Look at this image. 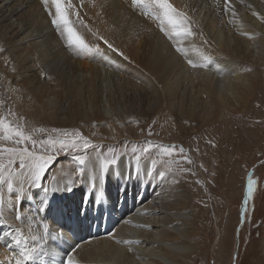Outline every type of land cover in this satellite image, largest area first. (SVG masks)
<instances>
[{"label":"bare ground","instance_id":"bare-ground-1","mask_svg":"<svg viewBox=\"0 0 264 264\" xmlns=\"http://www.w3.org/2000/svg\"><path fill=\"white\" fill-rule=\"evenodd\" d=\"M12 1L10 13L8 6L0 2L1 7H6L3 10L5 18L0 22H6L7 28L12 23L9 17L14 16L27 28L37 24L54 30L48 37L50 52L47 53L42 52L40 44L43 31L39 33L40 37L36 36L40 38H37L38 41L28 40L29 43H19L18 46L16 43L20 42V38L14 43L9 34L11 43L3 38L6 36L2 35L4 31L0 33V43L16 46L15 49L12 47L10 57L21 60L14 64L18 70L15 77L22 82L23 88L46 87L40 81L31 84L24 78L43 79L42 75L46 74L45 79L51 75L52 80L60 79L59 83H53L54 89H75L72 98L69 97L74 100L75 108L63 118L57 110L53 109L51 113L52 119L68 124L72 131L77 130L78 125H88L94 130V124L107 123L101 129V136L105 138L114 134L119 139L123 136L122 127H129L127 124L131 117L146 126L160 111L163 116L166 113L178 121L183 114L191 117L195 112L201 126L217 120L221 111L245 109L250 97L260 88V67L264 64V0H228L227 3L225 0H169L176 12L187 19L191 32L190 36L180 37L171 43L159 40L158 33L163 23L157 18L159 9L150 3L144 4L148 11L145 14L143 8L132 0H71L72 8L68 10V15L73 30L75 22L80 27L104 30L109 27L104 22L117 21L121 29L120 20L132 21L140 17L145 21L140 30L129 31L130 37L127 33L123 35L127 43L122 37L117 39L119 46L125 49V52H119L128 59L105 45L110 56L102 47V53L107 55L106 63L101 60L97 66L86 61L103 59V54L67 44L65 31L51 24L52 17L45 10L42 0ZM42 9L45 15L39 13ZM54 11L52 6L51 13ZM111 31L113 29L100 35L107 37ZM115 35H119V31ZM165 37L168 38L166 34ZM6 44L1 45L8 47ZM5 47L3 51L7 49L9 52ZM177 48L184 51L178 53ZM75 49H78L77 54ZM7 51L4 53L7 54ZM55 53L59 54V60L52 57ZM205 56L211 58V63L204 65ZM3 58L4 54L0 58L2 65ZM61 59L70 64V70H58V75L47 73L46 67L59 65ZM196 63L199 66L193 67ZM245 63L250 72L241 69ZM80 73H83V82L78 80ZM70 74L76 76L75 85ZM115 78H125L126 88L136 89L131 97L125 95L122 99L124 95L118 96V100H125L126 104L131 100L134 108L130 107L129 115L114 109L117 100L114 94L100 90L111 89L109 81ZM86 88L85 96H81L84 94L81 91L78 94L77 89ZM89 88L93 90L90 92ZM148 97L155 99L156 103H153H158L157 106L153 104V110L147 106ZM24 108V105H18L19 111ZM131 132L127 131V135ZM102 158L101 151L91 152L81 177L75 157L63 156L50 170L45 186L49 189L47 192L44 188L29 187L25 182L26 171L25 176H19V171L13 175L12 193L0 188V264H15L20 258L23 245L16 243V230L24 234L28 247L35 250L33 259L27 264H68L70 259L73 264H186L189 255L196 254V244L191 242L198 236L196 219L190 212L191 194L183 183L173 181L166 166H156L152 160L139 162L127 157L121 158L117 166L108 168L101 177ZM128 172L130 179L123 177L121 180V176ZM119 182H123L120 185L125 188L122 193L113 189V184ZM69 187L71 190H68ZM53 188L58 190L52 191ZM115 198L114 205L111 200ZM43 223L49 225L47 234L43 232ZM148 228L151 230L148 231ZM33 235L38 237L37 241L31 239Z\"/></svg>","mask_w":264,"mask_h":264},{"label":"rangeland","instance_id":"rangeland-1","mask_svg":"<svg viewBox=\"0 0 264 264\" xmlns=\"http://www.w3.org/2000/svg\"><path fill=\"white\" fill-rule=\"evenodd\" d=\"M7 1L8 0H0L4 6H8L10 13L13 7V1ZM0 9V19H4L5 11L3 10H5L6 7L3 8L0 6ZM39 13L44 14L43 9ZM9 18L12 19V23L8 26L10 28L5 26L6 22H0V24L4 25H1L0 33L4 31L2 35L6 34L3 38H6L9 42L10 39L8 36L10 34L9 37H11V41L13 40L14 43L15 41L18 42L20 38V42L16 43V46H18L19 43H29V41L31 42L39 38V33L43 31L40 37L41 39L39 38L41 41L40 44L42 45V52H50L47 41L51 31H54L50 26L45 28L44 26L33 24L30 26L31 28H27L23 26V23L16 20L14 16ZM144 22V19L140 17L132 21L120 20L121 29H119L117 21L104 22L109 26L104 30L80 27L75 22L74 31L85 41L90 50H96L102 53V47L106 45L103 40H107L112 45L115 43L113 46L116 49L125 52V49L119 46L117 39L120 37L123 39L125 33L129 35L131 29L140 30ZM11 26L16 27L13 29ZM169 28L170 26L166 23L161 24V31L158 33L160 41L163 39L166 43H171L173 40L180 39V37H176L174 34L171 37L169 35H166L168 38L165 37L163 31L166 32V29L168 31ZM109 29H113L115 33L119 31V35H115V33L111 31V33H107V37H103V40L100 39V37H102L100 33H105V31H109ZM12 32L16 33L13 34ZM88 33H90L92 37H90ZM194 33H196V31ZM46 35L48 36L46 37ZM86 35H88L90 39H88ZM59 38H61V35ZM24 39H26V41H24ZM94 39H96V41H94ZM123 40L125 41V39ZM65 41L67 44H71L66 31ZM125 42L127 43V41ZM1 44H6V42H2L0 45ZM7 45L8 47L4 45L0 46V49L1 47L2 49L5 47L9 50V52L7 49L0 52V58L4 54L2 60L4 61V65L1 64L0 59V69H2L0 70V118L6 117L14 127H19L25 134L29 135L31 140L26 144H14L11 141L0 139V149H20L26 147L31 151L42 154L47 146L48 153L52 159L42 177V184L44 187L48 184L47 178L49 177L50 170L60 158L63 156L74 158L77 155H85V151L83 150L81 152H75L74 150L62 151L59 149V146L53 148L50 145H46V142L50 139H60L65 133L69 136L73 134L85 136L84 138H88L87 140L94 146L86 150V162L89 159L90 153L93 151H101L104 157H107L111 150L112 155L119 158L118 163L123 157L136 160V156L139 155V162L152 160L155 162L156 166H166L173 181L182 182L188 189L191 194L190 208L192 211L190 212L194 214V218L196 219L195 230H197L198 236H195L193 241H191L193 244H196V254L189 255V258L186 259V264H264V64L260 67V88L255 91L253 97H250V101L247 103L245 109L240 111L229 110L230 112L221 111V116L219 117L221 119L218 118L212 121L213 123L211 122L201 126L198 124L195 112H192L191 117H189L188 114H183L181 120L178 121L172 116H167L166 113L163 116L162 111H160L155 115L152 114V116H154L152 120L146 123V126H142V123H138L137 118L131 117L127 124L129 127L125 128L123 126L121 130L123 136L117 139L114 134L105 138L101 136V129H104L107 123L94 124V130L88 125H83L84 127L78 125L76 127L77 130L72 131L68 124L52 119L51 113H53L54 110H57L58 115H61V118H63V116L66 117V113L75 108L74 100L71 99L75 89H73V91L72 89H64V91L61 89H54L53 85L56 84L57 81L59 83L60 79L56 78L55 80L54 75V80L51 78L52 75H48L49 77L45 79L44 77L47 76L46 74L42 75L43 79L40 77L37 79L24 77L25 80H29L31 84L40 81L39 83L42 82L46 87H41L42 89H28L26 86L23 88L22 82L15 77L18 71L16 67L17 63L15 62H19L20 59L17 61L16 59L14 60L13 56L10 57L13 50L12 47L16 48V46L9 47L8 43L6 46ZM173 46H175L174 43ZM6 51L7 54L9 53L8 55L4 53ZM77 53L78 49H75V54ZM105 53H107V47H105ZM105 53H102L103 59H96L94 61L87 59L86 62H90L94 66H97L101 60L106 63L109 53H107V55H105ZM182 54L181 55L184 57V53ZM58 56V53L52 55V57L59 60L60 57ZM62 60L64 59H61L59 65L51 64L52 66L49 65L46 67L47 73H55V75H58V72L63 71L65 68H67L65 70L69 71L70 64ZM77 60L76 56L75 64H77ZM196 66H199V63H196ZM243 66L244 68L241 69L250 72L246 63L243 64ZM48 68H50L49 71ZM73 75H75V73ZM79 76L80 79H78ZM79 76L77 79L83 82V73H80ZM70 77L74 78L73 81L72 78H70V80L74 82L76 76L71 75ZM115 79H113L112 82L109 81V84L111 83L113 85H111V89L107 88L100 90L114 94L115 100L117 99L116 108L114 107V109L117 110L118 113L122 112L120 114L129 115L131 113V108H134L132 102L130 100L129 104H126V101L122 99H125V95L131 97L133 95V90L136 89L126 88L124 82L125 78L121 80ZM95 80L97 83V77ZM73 84L75 85V82ZM126 89H129V92ZM28 90H30L31 93ZM88 90L91 92L93 89L91 90L89 88ZM67 91H70L71 94ZM79 91H81L82 94L84 93L81 96H85L87 88L86 90L77 89V92ZM182 91L183 93L186 92L185 90ZM81 93L79 92L78 94L80 95ZM123 95L124 97L118 100V96L122 97ZM70 96L71 98L69 99ZM188 96L189 94H187V97ZM35 97L37 99H34ZM56 98L58 100H56ZM154 100L155 99L148 97L147 106H149L150 110H153L152 106L156 103ZM68 102L70 104H68ZM56 104L58 106H56ZM18 105H24V110L19 111ZM157 105L158 103L155 104V106ZM70 106L72 108H70ZM60 107L62 108L60 109ZM125 111L127 113H125ZM127 131L132 132L130 135H127ZM189 131L190 133L188 134ZM32 141H36V143L33 145ZM160 146L164 148H174L176 151H171L170 154L165 153ZM133 147L137 148L136 153L132 152ZM144 148H149V150L144 152ZM179 149L183 150L182 154ZM0 163L7 165L8 153L6 151L0 152ZM118 163L113 166H117ZM18 171L21 172L22 170L19 168V162L17 160L13 165L12 175ZM5 175L7 176L8 173L6 172ZM123 177L130 179L131 175L128 172L125 176H121V180L124 179ZM250 178L257 182L251 197L247 194V184ZM120 184H123V182L114 183L113 189L119 190L122 193L125 188ZM4 186H6V184L0 186V188L7 190V187ZM37 188L40 189V187ZM174 192L177 193L178 190H174ZM244 199H247V201ZM116 200L117 198L112 199L111 203ZM244 201L245 204L243 205ZM113 204L115 205V203ZM150 230L151 229L148 228V231Z\"/></svg>","mask_w":264,"mask_h":264},{"label":"snow or ice","instance_id":"snow-or-ice-1","mask_svg":"<svg viewBox=\"0 0 264 264\" xmlns=\"http://www.w3.org/2000/svg\"><path fill=\"white\" fill-rule=\"evenodd\" d=\"M135 3L138 4H152L159 9L158 19L161 20V23H166L170 26L169 30L165 32L166 35L170 37L174 34L176 37H187L191 35V32L188 30L187 24L188 21L186 18H183L181 14L176 12V9L169 2V0H134ZM227 3L228 0H225ZM42 4L46 11L50 12L51 15V24L56 29H62L67 32L70 43L74 44L77 48L81 50H90L85 41L77 35V33L73 30V27L70 25L68 10L72 8L71 0H42ZM54 6V13H51V7ZM78 15V14H77ZM103 40V37H100ZM104 44L107 45L109 49L113 52L117 53L126 60L128 59L122 52H119L110 42L107 40H103ZM3 49H0L2 52ZM178 52H183L184 49L177 48ZM204 65L211 63L210 57H203ZM201 65V66H204ZM196 67L195 64L192 65ZM42 131V130H41ZM0 139H5L13 142L14 144H26L31 137L25 134L19 127H14L12 123L7 118H0ZM33 145L36 141H32ZM46 145H50L53 148L55 146H59L60 150H68L81 152L85 151V155H77L75 159L78 163V173L81 177H83L85 173V164L87 160V149L94 147L91 142L85 139L83 136L78 134H73L69 136L65 133L60 139H50L46 142ZM150 147V146H149ZM165 153H171V151H176L174 148H164L160 146ZM149 148H144L143 151L147 152ZM6 151L8 153V163L5 165L4 163H0V186L6 184L7 190L9 193H12L14 190L13 185V165L18 160L19 168L22 170L19 173V176H25V171L27 172V176H25V182L28 183L29 187L35 186L44 188L47 192L49 189L44 187L42 184V177L46 172V169L50 163L52 157L48 153L47 146L45 147L42 154L29 150L28 148H11V149H0V152ZM181 154L183 153L182 149H179ZM132 152L136 153L137 148L133 147ZM118 157L112 155L111 150L109 151V155L104 157L100 161V171L101 177L106 174V171L109 167L116 165L118 163ZM140 156H136V160L139 161ZM8 173L6 176L5 173ZM19 179V177H16ZM256 181L254 179H249L247 184V194L249 197L253 195L254 188L256 186ZM58 189L53 188L52 191H56ZM68 190H71L69 187ZM21 193L23 190L21 189ZM0 207H2V197H0ZM20 219V217H17ZM43 232L47 234L49 232V225L43 223ZM33 241H37L38 237L33 235L31 237ZM16 243L23 245V250L21 251L20 258L16 260L15 264H27L28 261H31L34 257V249H30L27 244V240L24 234L20 230H16ZM68 264H73V261L70 259Z\"/></svg>","mask_w":264,"mask_h":264},{"label":"water","instance_id":"water-1","mask_svg":"<svg viewBox=\"0 0 264 264\" xmlns=\"http://www.w3.org/2000/svg\"><path fill=\"white\" fill-rule=\"evenodd\" d=\"M245 204V201H244V203H243V205Z\"/></svg>","mask_w":264,"mask_h":264},{"label":"clouds","instance_id":"clouds-1","mask_svg":"<svg viewBox=\"0 0 264 264\" xmlns=\"http://www.w3.org/2000/svg\"><path fill=\"white\" fill-rule=\"evenodd\" d=\"M246 201H247V199H246Z\"/></svg>","mask_w":264,"mask_h":264}]
</instances>
